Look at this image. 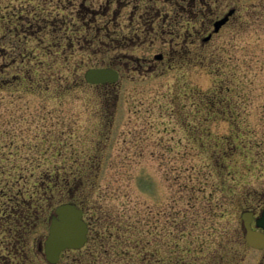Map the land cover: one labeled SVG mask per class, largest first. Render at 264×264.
Instances as JSON below:
<instances>
[{"label":"rangeland","instance_id":"rangeland-1","mask_svg":"<svg viewBox=\"0 0 264 264\" xmlns=\"http://www.w3.org/2000/svg\"><path fill=\"white\" fill-rule=\"evenodd\" d=\"M123 1L0 0V264H48L67 202L88 240L58 264H264L240 217L264 204V0Z\"/></svg>","mask_w":264,"mask_h":264},{"label":"water","instance_id":"water-1","mask_svg":"<svg viewBox=\"0 0 264 264\" xmlns=\"http://www.w3.org/2000/svg\"><path fill=\"white\" fill-rule=\"evenodd\" d=\"M234 13L231 9L224 17L213 23V33H217ZM210 35L204 38L209 40ZM156 55L155 59H159ZM87 84L98 85L114 83L118 80V72L110 68H91L85 71ZM248 213H242L241 219L245 229L247 244L254 249H264V234L251 228ZM257 222V227H261ZM88 225L83 219V212L75 204L65 203L54 208L48 225V234L43 242V255L48 264H57L60 255L66 250H79L87 242Z\"/></svg>","mask_w":264,"mask_h":264},{"label":"flooded vegetation","instance_id":"flooded-vegetation-1","mask_svg":"<svg viewBox=\"0 0 264 264\" xmlns=\"http://www.w3.org/2000/svg\"><path fill=\"white\" fill-rule=\"evenodd\" d=\"M147 1L148 2H146L145 5L142 6V8H141L142 12L141 13L139 11L140 6L135 2L132 6V10L130 11V15L131 16L138 15L140 17L142 14H145V15H148L149 18L151 17L150 19H152V18L158 19L159 18L158 14H160L159 11L152 4H150L153 0H147ZM207 1H209V0H196V1L190 0V1H187L186 6H183L181 8H177V9H179V11L177 12V16H174V17L179 18V15H180L182 18H187V19H192V20H194V19H205V18L208 19L209 16L206 13H209V12L203 11V9H206L205 6L208 5ZM116 2L119 4L120 8H125L129 4L128 2L124 3L123 0H116ZM195 4L198 5L199 8L196 9L195 7H197V6ZM200 5H201V7H200ZM168 18H169V16L165 15L164 19H168ZM203 40H204V38H203ZM162 59H163V56L161 54L160 59L157 61L160 62V61H162ZM242 213H248L250 215L249 216L251 219L250 225H251L252 230H257V231H260L261 233L264 234V204L259 209L258 212H255L252 210H246V211H243ZM257 222H260V225H262V226L257 227Z\"/></svg>","mask_w":264,"mask_h":264},{"label":"trees","instance_id":"trees-1","mask_svg":"<svg viewBox=\"0 0 264 264\" xmlns=\"http://www.w3.org/2000/svg\"><path fill=\"white\" fill-rule=\"evenodd\" d=\"M85 7H86V5H84ZM81 7H82V5H81ZM44 20H46V19H44ZM153 21V20H152ZM147 23H149V22H147ZM105 31V32H104ZM65 34H66V32H65ZM103 35V37H105V38H107V37H109V33L105 30V28L103 29V33H102ZM97 34L95 33L94 34V36H93V38H91V40H90V44H92V43H95L97 40H99V35L98 36H96ZM69 39V41H71L70 43H69V47H71L72 45H73V42H72V39H70V38H68ZM68 45V44H67ZM6 55V51H5V49L4 48H2V47H0V56H5ZM22 55V53H19V56H21ZM15 60V59H14ZM13 63H15V61L13 62ZM11 64H12V62H11ZM7 65V64H6ZM5 64L3 65V66H6ZM2 66V67H3ZM4 68V67H3ZM15 78V77H14ZM24 78V76H19L18 78L16 77V80H19V79H23ZM5 79H2V81L0 82L1 83V85H3V83L5 82L4 81ZM25 202H23V201H19L17 204H24ZM14 241V245L15 246H17L18 244L17 243H24V245H26V241H24V240H21L20 239V236H16V239H14L13 240ZM13 245V246H14ZM14 246V249H16L17 250V248Z\"/></svg>","mask_w":264,"mask_h":264}]
</instances>
